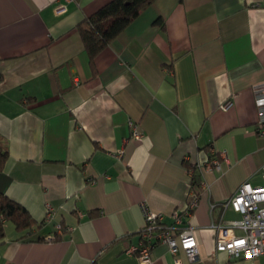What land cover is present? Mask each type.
Instances as JSON below:
<instances>
[{
    "label": "crops",
    "instance_id": "0c3cea01",
    "mask_svg": "<svg viewBox=\"0 0 264 264\" xmlns=\"http://www.w3.org/2000/svg\"><path fill=\"white\" fill-rule=\"evenodd\" d=\"M107 1L0 0V191L34 221L5 223L0 264H174L163 242L146 263L127 251L143 203L166 224L184 212L192 172L198 202L174 226L193 229L197 264H264L215 252L210 226L242 183H264V0H153L97 54L93 74L75 26Z\"/></svg>",
    "mask_w": 264,
    "mask_h": 264
},
{
    "label": "built area",
    "instance_id": "2783aa9c",
    "mask_svg": "<svg viewBox=\"0 0 264 264\" xmlns=\"http://www.w3.org/2000/svg\"><path fill=\"white\" fill-rule=\"evenodd\" d=\"M65 9L63 3L55 7L57 13H62ZM255 102L258 110L256 131L259 136L264 138V85L256 92ZM230 105L231 101L227 100L220 104V108L225 110ZM128 127L130 138L138 140L142 137L143 134L137 122L129 121ZM122 153V150L118 151L119 156ZM214 165L219 168L218 161H214ZM197 202L198 196L191 190L184 212H174V223L183 224V220L191 214ZM221 204V221L210 225L216 233L214 251H223L230 258L244 260H254L264 255V183L253 186L248 182H244L231 197ZM228 208L236 213L238 217L225 219L224 212ZM142 209L145 224L139 232L140 241L137 245L131 246L127 251L128 253L137 254L139 260L146 263L150 260L152 247L159 242H163L168 245L174 264H183L179 255L180 249L183 250L190 264L199 262L197 240L191 227H183L178 230L174 223H164L162 215L151 212L144 203ZM52 214V208L47 204L46 220L49 221ZM56 229L61 231V225L57 224Z\"/></svg>",
    "mask_w": 264,
    "mask_h": 264
},
{
    "label": "trees",
    "instance_id": "16d2710c",
    "mask_svg": "<svg viewBox=\"0 0 264 264\" xmlns=\"http://www.w3.org/2000/svg\"><path fill=\"white\" fill-rule=\"evenodd\" d=\"M153 0H109L96 11L85 16L75 26L81 38L83 48L88 56L89 66L95 74L94 59L103 48L115 38L138 13L148 6ZM8 156L6 143L0 135V170ZM200 184V178L194 172L191 173L190 187L193 189ZM10 221L17 231L29 230L34 221L28 210L17 201L9 198L0 191V240L5 237V223ZM29 236H22L27 239ZM59 237L55 234L52 239ZM42 238H38V240Z\"/></svg>",
    "mask_w": 264,
    "mask_h": 264
}]
</instances>
